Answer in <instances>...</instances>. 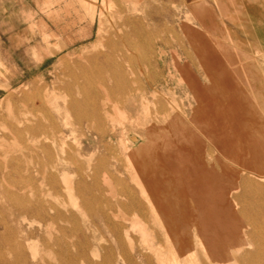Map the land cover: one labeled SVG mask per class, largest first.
Instances as JSON below:
<instances>
[{
  "label": "rangeland",
  "instance_id": "obj_1",
  "mask_svg": "<svg viewBox=\"0 0 264 264\" xmlns=\"http://www.w3.org/2000/svg\"><path fill=\"white\" fill-rule=\"evenodd\" d=\"M92 1L0 0V259L5 254L10 260L13 259L8 251L13 249L11 246L19 235L15 228V210L3 191L22 192L39 208L37 200L45 198L46 184L43 177L46 171L51 170V163H56L60 155L73 156L75 161L78 148L87 145L89 127L97 121L92 116L77 121L67 107L69 96H65L64 102L61 97L57 99L62 108L59 112L53 109L49 111L46 106L34 105L32 100L27 99V95L33 97L35 92L42 94L44 89L65 94L61 85L62 70L66 65H73L80 57L79 54L99 45L97 31L101 0H95V14H91ZM110 1L111 7H108V11L104 10L113 18L116 17L114 21H122L123 16H139L144 18L146 24L157 20L158 39L150 41V47L154 45L149 50L143 47L145 43L136 41L138 39L135 37L136 40L132 37L121 41L123 49L130 50L127 53L131 54L125 60H120L128 72L131 86L124 92L114 93L112 89L115 86H94L101 96L106 92L111 98L106 123L110 150L94 152L92 147L86 146L83 156L79 158L84 160L91 157L92 165L97 166L101 156L102 169L98 167L97 174L106 171L117 197L129 203L133 195L144 211L140 212L136 205H126L123 209L126 216L136 218L147 232L161 235L167 231L163 214L158 211L155 198L147 188L149 184L143 179V171L133 169L127 157L128 151H140L143 146L149 145L152 135L159 141L157 146L160 148L164 144L160 141L162 137L169 135L170 139L177 142L178 139H185L188 134L189 143L185 145L191 150L193 158L203 160L204 168L221 173L223 169L231 167L238 174L245 173L246 170L240 169H248L250 166L230 163L228 154L226 156L225 151H221L216 136L207 134L208 124L202 117L204 111L192 86H199L203 96L214 98L210 105L228 103L238 98L246 107L242 128L246 129L255 119L256 125L251 137L255 142L264 144V0ZM155 10L158 11V17H155ZM257 10L262 14L259 15ZM103 17L102 36L105 34L106 37L109 25H106L107 17ZM216 39L228 48L220 51ZM145 53L153 57L151 61L150 58L143 59ZM106 69L105 65L99 66L103 73L108 71ZM153 69H156V76L152 74ZM145 73L150 80H155V86L148 85ZM226 86L230 87V92H226L229 89ZM77 97L82 98V94L78 92ZM91 98L92 102L100 99ZM45 108L48 114L44 112ZM26 115L32 116L43 127L39 133L40 139L44 140L45 136L56 138L60 130L63 131L67 136L61 145L63 152L60 147H55L50 160L39 145L41 143L32 139L29 132L23 130L20 135L14 133L13 125L22 128L17 119ZM135 134L139 137L132 143L129 138ZM231 152L232 148H229L228 153ZM74 167V164L70 165L72 181L77 178ZM251 167L263 168L264 165L253 162ZM141 168L145 170V166ZM63 197L68 203L66 194ZM55 199L51 197L54 202ZM105 199L101 203L104 206L108 198ZM188 205L189 214L193 215L195 205L190 197ZM68 207L71 208L70 205ZM86 216H80L83 224L95 221L99 228L95 232L97 240L89 248L106 245L110 236L103 221ZM26 218L32 221L35 234L23 244L24 248L19 249L48 248L44 243L46 229L40 218L30 215H26ZM169 219L175 223L180 222L172 211L169 212ZM63 224L69 225L66 222ZM132 249L149 255L152 264H161L158 254L167 259L175 250L112 248L116 254L122 251L130 253Z\"/></svg>",
  "mask_w": 264,
  "mask_h": 264
},
{
  "label": "bare ground",
  "instance_id": "obj_2",
  "mask_svg": "<svg viewBox=\"0 0 264 264\" xmlns=\"http://www.w3.org/2000/svg\"><path fill=\"white\" fill-rule=\"evenodd\" d=\"M92 2L91 14H95V0ZM110 2V0L100 2L98 48L95 45L94 49L85 50V53L79 54L80 57L73 65H66L62 70L61 85L65 94L44 89L42 94L35 92L33 97L27 95V99L32 100L34 105L46 106L49 111L53 109L52 111L56 112L62 110L57 99L61 97L64 102L65 96H69L67 107L77 121L80 122L91 116L97 121L95 125L89 127V133L86 135L87 145L78 148L75 161L73 156L72 158L60 155L56 163H51V170L46 171L43 177L46 184L45 198L37 200L40 203L39 208L25 194H21L22 192L3 191V194L10 198L15 210V228L19 237H16L15 244L11 246L13 249L8 251L13 259L10 260L5 254L0 262L5 264H152L149 255L135 252L133 249L130 253L122 251L116 254L112 248H175L167 259L158 254L161 264H264V167H251L253 162L264 165V144L255 142L251 137L256 125L254 116L248 127L242 128L245 123L246 107L238 98L228 103L210 105L214 98L203 96L199 86H192L196 91L197 101L204 111L202 117L208 124L207 134L216 136L221 151H225L226 156L228 154L230 163H244L250 166L248 169L239 168L246 170L245 173L238 174L231 167L223 169L221 173L204 168L203 160L193 158L191 150L185 145L189 143L188 134L185 139H178L177 142L166 135L160 140L164 142L160 148L157 146L159 141L157 142L152 135L149 145L143 146L140 151H128L127 157L133 169L143 171V179L149 184L147 188L155 198L158 211L163 214L167 230L164 234H151L136 218L126 216L123 211L126 205H136L140 212L144 213V211L133 195L129 203L117 197V192L106 171L97 174L98 167L102 169L101 156L97 166L92 165L91 157L80 160L79 156H83L86 146L92 147L94 152L102 153L110 150L106 123L111 98L106 92L101 96L94 86L100 88L115 86L112 89L113 93L124 92L131 86L128 72L120 62L131 54L127 53L130 50L123 49L121 41L135 37L138 39L134 38L136 41L141 40L145 43L143 47L149 50L154 45L150 47V41H155L158 36L157 20L146 24L144 18L131 15L132 17L123 16L122 21L119 18L118 21H114L116 17L113 18L104 10L105 8L108 11ZM154 14L158 17L157 10ZM103 16L107 17L106 25H109L110 29L106 31V37L103 33L105 40L102 39ZM218 42L220 45L217 47L220 51L228 48L216 39L215 43ZM132 52L135 53L134 50ZM143 56L144 60L150 58L151 61L153 58L146 53ZM104 65L106 71L108 70L107 74L99 70V66ZM152 72L156 76V69ZM145 75L148 85L155 86V80H150L147 73ZM226 87L229 88L226 92H230V87ZM78 92L82 94L80 99L77 97ZM92 96L95 99L100 98L99 101L92 102ZM43 110L48 112L46 108ZM34 120L32 116H23L17 119V123L22 128L13 125L12 131L18 135L23 130L29 132L32 139L41 143L39 145L51 160L55 147H60L62 151L61 145L65 141L66 134L60 130L56 138L45 136L44 140L40 139L39 133L43 127ZM138 137L137 134L132 135L129 141L134 143ZM48 140L49 143H46ZM120 145L122 146V143ZM229 148H232L231 153H228ZM71 164H74L73 171L75 175L77 174L74 181L69 175ZM142 166H145V170L141 168ZM65 194L69 199L68 203L64 200ZM53 196L56 198L55 202L51 200ZM104 197L108 198L105 206L101 204ZM189 197L195 205L193 215L189 214ZM171 211L177 219H180L179 223L169 219ZM26 215L40 218L46 229L44 243L48 248L19 249L24 248L23 244L35 234L32 221L27 219ZM81 215L103 221L110 236L106 245L89 248L94 246V240H97L95 232L99 228L92 220L91 224H83L80 221ZM101 236L100 234V238ZM160 236H164L163 239Z\"/></svg>",
  "mask_w": 264,
  "mask_h": 264
},
{
  "label": "crops",
  "instance_id": "obj_3",
  "mask_svg": "<svg viewBox=\"0 0 264 264\" xmlns=\"http://www.w3.org/2000/svg\"><path fill=\"white\" fill-rule=\"evenodd\" d=\"M256 9H257V7H256ZM257 13L260 15V14H262V12H260V10H257ZM71 41V40H70ZM221 41V40H220Z\"/></svg>",
  "mask_w": 264,
  "mask_h": 264
}]
</instances>
